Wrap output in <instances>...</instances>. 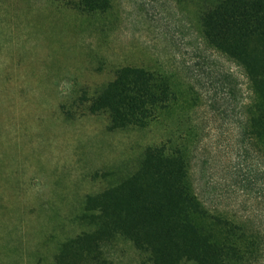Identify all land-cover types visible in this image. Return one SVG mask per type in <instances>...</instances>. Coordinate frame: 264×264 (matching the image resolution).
Listing matches in <instances>:
<instances>
[{"label":"rangeland","instance_id":"obj_1","mask_svg":"<svg viewBox=\"0 0 264 264\" xmlns=\"http://www.w3.org/2000/svg\"><path fill=\"white\" fill-rule=\"evenodd\" d=\"M205 3L0 0V264H149L120 233L75 237L161 144L181 151L207 208L256 234L251 264H264V150L248 136L242 68L204 40ZM125 65L169 85V106L144 125L90 109Z\"/></svg>","mask_w":264,"mask_h":264},{"label":"trees","instance_id":"obj_2","mask_svg":"<svg viewBox=\"0 0 264 264\" xmlns=\"http://www.w3.org/2000/svg\"><path fill=\"white\" fill-rule=\"evenodd\" d=\"M200 21L205 42L243 70L248 136L264 150V0H206ZM170 94L165 77L125 65L95 94L90 109L107 110L113 126L144 125L169 106ZM123 186L127 192L120 198L97 197L100 226L76 241L120 233L149 264H251L257 259L256 234L204 205L186 178L181 151L165 144L149 147L140 169Z\"/></svg>","mask_w":264,"mask_h":264}]
</instances>
